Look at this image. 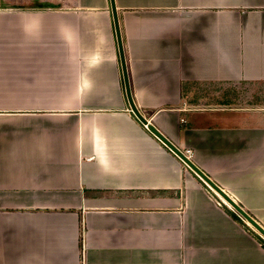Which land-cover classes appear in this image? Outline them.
I'll return each instance as SVG.
<instances>
[{
	"label": "crops",
	"instance_id": "obj_1",
	"mask_svg": "<svg viewBox=\"0 0 264 264\" xmlns=\"http://www.w3.org/2000/svg\"><path fill=\"white\" fill-rule=\"evenodd\" d=\"M114 5L141 115L264 228V0ZM228 210L130 110L110 0H0V264H264Z\"/></svg>",
	"mask_w": 264,
	"mask_h": 264
},
{
	"label": "water",
	"instance_id": "obj_2",
	"mask_svg": "<svg viewBox=\"0 0 264 264\" xmlns=\"http://www.w3.org/2000/svg\"><path fill=\"white\" fill-rule=\"evenodd\" d=\"M110 8L112 12L113 24L117 38L118 52L120 57L122 76L125 86L126 98L130 106V110L140 123L152 133L156 139L161 142L170 152H172L191 172H193L214 194H216L233 212H235L247 226L253 229L264 240V228L252 217H250L230 196H228L220 187H218L210 178H208L189 158H187L181 150L176 148L166 137L150 122H148L137 109L131 95L126 64L120 38V31L117 19V13L114 5V0H110Z\"/></svg>",
	"mask_w": 264,
	"mask_h": 264
},
{
	"label": "trees",
	"instance_id": "obj_3",
	"mask_svg": "<svg viewBox=\"0 0 264 264\" xmlns=\"http://www.w3.org/2000/svg\"><path fill=\"white\" fill-rule=\"evenodd\" d=\"M228 214L231 216V218H232L233 220L237 221L238 223H240L241 225L244 226V224L242 223V220L237 216V214H235L234 212L229 211V210H228ZM247 214H248L250 217H252V218L254 219V217H253L250 213L247 212ZM245 227H246V226H245ZM247 230L250 231L248 228H247ZM254 236H255V237L258 239V241L264 246V240H263L260 236H257V235H254Z\"/></svg>",
	"mask_w": 264,
	"mask_h": 264
},
{
	"label": "built area",
	"instance_id": "obj_4",
	"mask_svg": "<svg viewBox=\"0 0 264 264\" xmlns=\"http://www.w3.org/2000/svg\"><path fill=\"white\" fill-rule=\"evenodd\" d=\"M187 158H189L190 156V151L189 150H186L184 152H182Z\"/></svg>",
	"mask_w": 264,
	"mask_h": 264
},
{
	"label": "rangeland",
	"instance_id": "obj_5",
	"mask_svg": "<svg viewBox=\"0 0 264 264\" xmlns=\"http://www.w3.org/2000/svg\"><path fill=\"white\" fill-rule=\"evenodd\" d=\"M243 223V222H242ZM244 224V226H246V228H248L249 229V227L247 226V225H245V223H243ZM250 230V229H249Z\"/></svg>",
	"mask_w": 264,
	"mask_h": 264
},
{
	"label": "bare ground",
	"instance_id": "obj_6",
	"mask_svg": "<svg viewBox=\"0 0 264 264\" xmlns=\"http://www.w3.org/2000/svg\"><path fill=\"white\" fill-rule=\"evenodd\" d=\"M226 204V203H225Z\"/></svg>",
	"mask_w": 264,
	"mask_h": 264
}]
</instances>
